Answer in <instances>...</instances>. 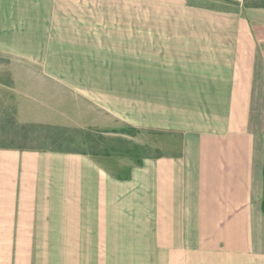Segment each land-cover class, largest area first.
I'll return each mask as SVG.
<instances>
[{
    "label": "crops",
    "instance_id": "crops-1",
    "mask_svg": "<svg viewBox=\"0 0 264 264\" xmlns=\"http://www.w3.org/2000/svg\"><path fill=\"white\" fill-rule=\"evenodd\" d=\"M263 12L0 0V75L11 80L0 77V104L14 100L19 125L164 138L162 158L134 165L0 149L8 264H264V134L252 131Z\"/></svg>",
    "mask_w": 264,
    "mask_h": 264
},
{
    "label": "rangeland",
    "instance_id": "rangeland-1",
    "mask_svg": "<svg viewBox=\"0 0 264 264\" xmlns=\"http://www.w3.org/2000/svg\"><path fill=\"white\" fill-rule=\"evenodd\" d=\"M203 3L226 11L243 12L246 8L264 9L263 3L254 0L243 3L203 0ZM259 14L264 15V12ZM251 20L258 22L259 17H253ZM259 54L257 51L254 59H252L255 60L256 68L253 75L256 84L252 91V131L261 140V135L264 134V90L262 89L264 61L258 56ZM8 63L9 60L0 59V65H7ZM2 76H5L4 81L10 84L9 76L0 75V77ZM0 81L3 79L0 78ZM11 102L12 107L8 109L6 106V110L0 104V149L89 153L98 157L107 156L124 159L131 165L146 159H160L164 156L162 132L147 133L128 126L121 131L107 133L56 129L39 125L22 126L15 119L14 100ZM111 166L115 167L114 164ZM4 258L6 259L4 260ZM8 258H10L9 251L0 249V264H8Z\"/></svg>",
    "mask_w": 264,
    "mask_h": 264
}]
</instances>
